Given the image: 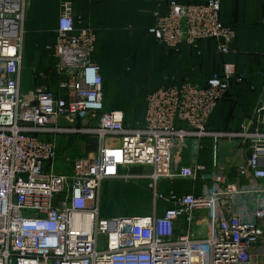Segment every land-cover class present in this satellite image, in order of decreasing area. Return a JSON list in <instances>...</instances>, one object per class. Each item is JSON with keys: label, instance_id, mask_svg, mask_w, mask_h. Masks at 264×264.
Here are the masks:
<instances>
[{"label": "built area", "instance_id": "1", "mask_svg": "<svg viewBox=\"0 0 264 264\" xmlns=\"http://www.w3.org/2000/svg\"><path fill=\"white\" fill-rule=\"evenodd\" d=\"M28 6V0H0V264H256L255 247L264 240V91L237 130L211 131L209 117L231 81H240L235 65L223 63L202 84L166 75L146 95L142 118L125 124L121 109L103 111L95 30L64 1L54 41L45 46L54 64L31 69L36 79L49 72L60 79L58 89L38 81L23 92ZM220 8V0H156L147 32L174 52L186 46L199 53V43L212 40L217 53L228 54L235 31L221 21ZM67 136L94 142L92 151L73 158L70 175L53 168L58 139ZM206 138L210 172L197 163ZM221 139L248 149L232 180L216 157ZM187 140L192 160L182 164ZM144 166L152 169L154 202L168 206L154 203L145 216L102 215V183ZM248 172L258 182L249 187L256 206L246 219L224 203L245 191L239 180ZM175 177L191 181V190H158L159 179Z\"/></svg>", "mask_w": 264, "mask_h": 264}, {"label": "trees", "instance_id": "2", "mask_svg": "<svg viewBox=\"0 0 264 264\" xmlns=\"http://www.w3.org/2000/svg\"><path fill=\"white\" fill-rule=\"evenodd\" d=\"M101 1L103 7L105 6L110 11L118 12L117 16L116 14L113 16L110 15L111 17L109 18V20L100 22V25H97L96 27L91 25L96 33L95 50L92 53V58L99 63L101 68V74L103 75V77H105V75H110L112 77L115 76L116 83L119 85L118 89L116 90V93H113L119 103H116V101L112 104L113 106H111L110 108H105L104 106L103 111L109 109H121L124 112L127 111V109H133L134 105H136V100L139 98V94L134 91V86L142 88L143 91L145 90L144 92H146V90L151 91L163 81L164 75L171 74L179 80L183 78H189L193 81L202 84L205 82L206 78L210 74L220 70H206L207 73L202 76L201 69L199 67L200 62L202 61L200 60L202 54H204L206 50L205 46V48L203 47L202 49H200V53H197L195 49L189 47L186 48L187 50H184L185 48H183L180 49L179 52H174L173 50H170L163 46L165 49L170 51V54H168V57L164 58V60L163 57H161L163 63L161 64V67H159V72L154 73L155 70L150 68L152 72L148 74V71L146 72L147 67L146 69L144 68L145 61L141 63L142 59H136L137 67L140 73L141 71H145L143 78L145 80L144 85H136L134 82L135 74L134 72H130V66L127 67V64H129L130 57L135 55L133 51L135 49V42L131 39L132 31L130 30L133 29V33H135V38H139L142 33L144 34H142L143 36H146L148 34L147 26H150L153 22V19L151 17V11L155 8L156 0H123V2H116L115 0ZM178 1L181 3H190L197 2L198 0ZM48 13L49 12L46 13V18L39 22L40 26L38 28L33 25L34 22L32 21V24L28 28V34H25V46L27 44H30V47H34L33 45L36 42L35 40L32 39L30 42H28V36L32 33L41 32L42 30H53V21L50 20L51 14ZM84 23L86 22L84 21ZM225 24L230 25L228 23ZM230 26L232 27V25ZM204 43L211 45L210 49L209 46H207V49H209V58H214L215 55L213 54H216L218 56L226 55L217 53L214 41L206 40V42ZM39 47L40 49L37 52L38 57L35 60V64L31 65V67L47 70L54 64V59L51 57L50 52L45 49L44 43H41ZM249 51L254 50L250 49L248 51H241L239 53H248L249 59L253 56L255 60L248 61V58L237 59L238 56H236V53L231 56L229 55V58H225V60L231 59L234 63H236V75L240 76V81H231L229 89L218 102V107H216L217 109L215 108L216 110L214 109L215 111H213V113L211 114V118L207 122V128L214 130H233V128H235L236 130L238 128L240 120L249 116L248 114L251 110V103L256 99L257 95L260 93L262 87L261 81H264L262 80L264 79V75L258 74V72H264V55H258L259 51L256 52L258 54H253ZM214 59L216 60V58ZM158 60L159 59H157V61ZM209 63L211 65H215L220 64L221 61L219 58V61L217 59V61H209ZM165 69H167L169 73L161 74V70L165 71ZM244 71H250L253 74L246 79L242 76V73ZM52 78L56 79V77L53 74H50L49 72L47 80H37L40 82H45L52 90L55 91V83H48V81H50V79ZM158 80H160V82L156 85V82ZM121 95L122 98L120 99L119 97ZM143 113L144 110L141 116L137 119H134L133 121L135 122L136 120H140L143 116ZM124 114L126 124V112H124ZM134 122L132 124H134Z\"/></svg>", "mask_w": 264, "mask_h": 264}, {"label": "rangeland", "instance_id": "3", "mask_svg": "<svg viewBox=\"0 0 264 264\" xmlns=\"http://www.w3.org/2000/svg\"><path fill=\"white\" fill-rule=\"evenodd\" d=\"M148 27V26H147ZM131 32V39L132 41L135 42V49L133 50L135 53V60L134 56L130 57L129 64H127V67L130 68V72H134L135 78L134 82L136 85L143 86L145 80L144 78V73L145 71H140L138 70L137 67V60L136 59H142L141 63L145 61L144 63V68L148 71V74L152 72L151 69H154L155 72H159V67H161V64L163 63L161 60V57L164 58L168 57L167 55L170 54L167 49H165L161 44H158L154 38L151 37V35H146L143 36L142 34L140 37L135 38V33H133V29L130 30ZM28 29H26L25 34H28ZM38 33V35H37ZM35 40V44L33 45L34 47H30V44H27L26 46L24 45V40L25 36L23 39V69H22V78H21V90L23 92H26L28 90H31L34 88L36 84H38V80L33 76L32 74V67L31 65L35 64V60L38 57L37 52L40 49V44L44 43V46L52 44L54 41V33L52 29L49 30H42L41 32H35L32 33L31 35L28 36V42L31 40ZM34 42V41H33ZM209 44L206 45V50L205 53L202 54V57L200 60V69H201V74L202 76L207 73L206 70L211 71V70H218L221 69V65L223 63H233L231 59L225 60V58H229L231 55H234V53H228L223 56H218L216 54L214 58H209L208 53L209 49H207ZM251 46V45H250ZM233 48V45H232ZM25 49V50H24ZM252 50L254 51H249L252 52L253 54H258V55H264V41H260L259 43L255 44L254 47H252ZM259 51V52H258ZM50 52V51H49ZM258 52V53H256ZM200 53V52H199ZM230 55V56H229ZM249 54H240L237 53L236 56L237 59H247L248 61L255 60L254 57H250L249 59ZM159 59L157 61V59ZM220 61V64H213L211 65L209 63L213 61ZM158 63V64H157ZM208 63V65H207ZM168 65V64H167ZM214 67V68H213ZM128 69V68H127ZM150 70V71H149ZM128 71V70H127ZM163 73H169L167 69L161 70V74ZM171 73V71H170ZM171 75V74H169ZM102 79H103V103L105 108H110L113 106L112 104L115 103L116 97L114 96L113 93H116V90L118 89V84L116 83V77L115 76H106L103 77L101 74ZM166 76V75H164ZM163 76V77H164ZM146 77V76H145ZM149 78V77H147ZM47 80V79H46ZM60 81V79H59ZM58 79H50L48 83L56 85L57 87V82H59ZM160 82L158 80L156 82V85ZM41 83V82H40ZM134 84V83H133ZM134 84V85H135ZM51 86V85H50ZM50 88V87H49ZM136 93L139 94V98L136 100V105H134L133 109H127L126 116H127V122L126 124H132L134 119H137L141 116L144 108H145V98L146 95L148 94L149 90H146L144 92L142 88L134 86ZM150 92V91H149ZM120 99L122 98V95L119 97ZM121 102V101H120ZM116 103H119L117 101ZM192 141V140H191ZM191 141L187 140V146L184 147V152L185 155L187 156V159L183 161L184 163L182 164H188L190 162V159L192 160V151H191ZM210 141V140H209ZM58 144H59V154L55 158L53 162V168L55 171L60 172L62 174H71V166H72V160L75 156L85 154V152H90L94 149V142L93 140H86L82 138H76V136H67V138H59L58 139ZM211 144V141H210ZM210 144H206L210 148ZM189 150V151H188ZM204 153L207 151V148L202 150ZM219 155V154H218ZM151 168L148 166L144 167H134L131 169V175L127 179H113V180H105L100 189V212L104 216H145L149 215L152 212V209L155 206L158 207L160 210L167 207L168 205L165 203H162L160 201L154 202V195H153V189L150 184V178L148 177L149 173L151 172ZM134 174H137L138 177L133 176ZM176 181H179L178 178H167V179H159L158 181V190L161 192H166L169 189L172 188V184ZM187 180H180L179 182L185 183ZM184 186H187V182L183 184ZM181 191H184L183 188H179ZM243 189L246 190L243 186ZM184 193V192H182ZM248 193V192H245ZM202 227L200 231H203ZM264 243V241H262ZM264 245V244H262ZM254 261L256 264H264V246L260 248V250L256 253L254 256Z\"/></svg>", "mask_w": 264, "mask_h": 264}, {"label": "crops", "instance_id": "4", "mask_svg": "<svg viewBox=\"0 0 264 264\" xmlns=\"http://www.w3.org/2000/svg\"><path fill=\"white\" fill-rule=\"evenodd\" d=\"M28 1H29V6L27 7L25 13V31L30 27L32 21L34 22L33 25L36 28H38L40 26L39 22L46 18L47 12H49L48 14H51L50 20L53 21V27H54L53 30H54L56 27L57 18L60 11V5L64 1L71 3L74 14L80 15L87 24H89L90 26L92 25L94 27L100 25V22L109 20L111 16L115 14L117 16L118 14V12L110 11L105 6L103 7L101 0H28ZM115 1L123 2V0H115ZM220 4H221V8H220L221 20L225 23L232 25L235 31V40L233 43V48L231 53L237 54L241 51H248L252 49V47H254L255 44L259 43L260 41H264V0H220ZM204 42L201 41L199 43L200 49H202L204 46L206 47L205 44H207L208 42L207 43ZM183 48H185L184 50H187L186 46L182 47L181 49ZM233 64L235 65L236 63L233 62ZM261 86L262 87L260 93L257 95L256 99L251 103V110L250 113L248 114L249 116L253 114L254 108L259 102L261 93L262 91H264V81H261ZM210 118L211 116L209 117V119ZM242 120H240V122ZM208 130L223 131V130H214L209 128ZM229 131H235V128ZM206 144H210V141L207 138L202 140V145H203L202 150L207 148V151L204 153L201 150L198 153L197 163L203 165L205 171L210 172L212 170V155H213L212 142L210 144V148ZM216 151H217L216 152L217 160L218 162H220V164L223 167L225 177L228 178L229 180L234 179L235 173L233 166L237 163L244 162L248 155V149L246 147V144L236 140L221 139L217 143ZM181 154H182V161H185L187 159L186 156L187 154L185 155L184 150L182 151ZM179 181H176L172 184V189H174L177 193L189 192L191 190L192 187L191 181H186L187 186L183 185L186 182L181 183ZM253 182H258V181L254 180L249 172L246 173L245 176L239 180V184L247 189L244 192L236 195L232 200L228 202L226 201L224 203L225 209L228 213L241 215V217H244L246 219L251 218L252 212L256 206L255 193L251 190L252 188L251 185ZM193 185L195 186V190L197 191L200 187V182L196 181L195 183H193ZM179 188H183L184 191H181ZM199 215H200L199 220L201 221L204 212L199 213ZM200 226L201 225H198L197 228H199ZM262 241L264 240H261L260 243L256 245L255 255L260 250V248L264 246L262 245L264 244L262 243Z\"/></svg>", "mask_w": 264, "mask_h": 264}, {"label": "water", "instance_id": "5", "mask_svg": "<svg viewBox=\"0 0 264 264\" xmlns=\"http://www.w3.org/2000/svg\"><path fill=\"white\" fill-rule=\"evenodd\" d=\"M253 73L252 72H250V71H244L243 73H242V76L244 77V78H248L249 76H251ZM258 74L259 75H264V72H258Z\"/></svg>", "mask_w": 264, "mask_h": 264}]
</instances>
